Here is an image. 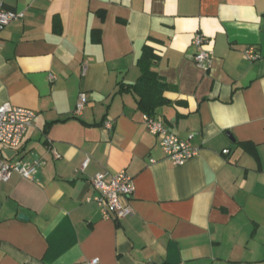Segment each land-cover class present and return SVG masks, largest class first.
I'll list each match as a JSON object with an SVG mask.
<instances>
[{
  "label": "crops",
  "instance_id": "obj_1",
  "mask_svg": "<svg viewBox=\"0 0 264 264\" xmlns=\"http://www.w3.org/2000/svg\"><path fill=\"white\" fill-rule=\"evenodd\" d=\"M0 7L25 14L0 31V106L36 113L11 158L0 145L2 159L34 169L0 183V264H264V0ZM198 33L208 69L194 62ZM145 46L170 87L155 116L198 151L184 166L166 159L128 91ZM120 171L133 213L117 222L88 200L97 174Z\"/></svg>",
  "mask_w": 264,
  "mask_h": 264
},
{
  "label": "built area",
  "instance_id": "obj_2",
  "mask_svg": "<svg viewBox=\"0 0 264 264\" xmlns=\"http://www.w3.org/2000/svg\"><path fill=\"white\" fill-rule=\"evenodd\" d=\"M24 18L25 14L22 12L6 10L0 7V31L11 23L21 21ZM209 42L204 35L199 33L195 35L193 40V45L197 49V53L194 55V62L202 69H208L211 63L212 52L208 49ZM244 56L249 61H255L260 58L253 48L247 49ZM88 103V95L81 94L76 106V113H82ZM35 119L36 113L31 110L14 107L10 103L2 104L0 106V145L16 152L21 147ZM143 123L148 132L158 138L159 146L166 159L175 166H184L198 154V151L192 145L191 137L186 140L181 139L168 129L160 118L144 115ZM105 126L109 130L112 129L110 121L106 122ZM86 165L87 162L84 166ZM33 172L34 169L25 168L21 164H15L0 157V183L9 182L13 174L29 178ZM92 186L96 190L97 195L88 201L96 203L104 219L120 222L132 215L130 199L134 194V185L132 178L126 171H120L117 174L109 172L99 173L92 179ZM98 263V260L90 262V264Z\"/></svg>",
  "mask_w": 264,
  "mask_h": 264
},
{
  "label": "trees",
  "instance_id": "obj_3",
  "mask_svg": "<svg viewBox=\"0 0 264 264\" xmlns=\"http://www.w3.org/2000/svg\"><path fill=\"white\" fill-rule=\"evenodd\" d=\"M156 60L154 50L145 46L139 59L142 76L132 88L128 89V91L133 90L138 96V107L142 113L150 117H154L156 110L168 103L164 93L170 89L166 81L153 71ZM122 90H127V88H122Z\"/></svg>",
  "mask_w": 264,
  "mask_h": 264
},
{
  "label": "water",
  "instance_id": "obj_4",
  "mask_svg": "<svg viewBox=\"0 0 264 264\" xmlns=\"http://www.w3.org/2000/svg\"><path fill=\"white\" fill-rule=\"evenodd\" d=\"M5 155L8 157V158H11L15 153L11 150H5L4 151Z\"/></svg>",
  "mask_w": 264,
  "mask_h": 264
}]
</instances>
